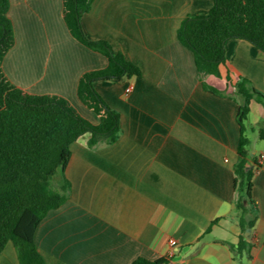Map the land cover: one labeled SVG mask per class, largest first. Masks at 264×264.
I'll use <instances>...</instances> for the list:
<instances>
[{"label": "crops", "instance_id": "crops-1", "mask_svg": "<svg viewBox=\"0 0 264 264\" xmlns=\"http://www.w3.org/2000/svg\"><path fill=\"white\" fill-rule=\"evenodd\" d=\"M212 0H92L81 15L87 38L107 41L140 69L122 81L100 80L94 88L119 114L117 138L71 146L63 175L65 201L36 228L34 242L46 264H133L167 257L171 264H264V160L252 180L256 221L242 232L235 184L242 101L240 78L264 96V52L242 39L225 43L220 76L200 72L192 52L177 38L183 22L203 16ZM63 0H9L14 45L2 69L16 87L67 99L86 120L98 116L78 97V82L103 69L107 58L78 41L62 16ZM228 76V78H227ZM204 84L225 90L222 97ZM132 85L131 91L126 88ZM250 125L260 127L249 145V163L264 153V104L251 100ZM245 135L247 126L245 125ZM243 235L251 257L230 249ZM0 264H19L11 242Z\"/></svg>", "mask_w": 264, "mask_h": 264}, {"label": "trees", "instance_id": "trees-1", "mask_svg": "<svg viewBox=\"0 0 264 264\" xmlns=\"http://www.w3.org/2000/svg\"><path fill=\"white\" fill-rule=\"evenodd\" d=\"M92 0H63L62 16L70 33L91 50L103 54L105 68L85 72L78 82V97L99 118L94 125L82 117L65 98L54 94H32L14 86L2 69L6 52L14 45V32L7 12L9 0H0V255L8 242L18 254L19 264H46L34 242L37 226L66 198V183L56 188L52 180L63 175L70 158L71 144L88 135V145L99 141L113 142L117 138L119 114L99 96L94 82L122 81L139 76L140 69L113 51L104 40L86 37L81 26V15L89 10ZM213 7L203 16L188 17L178 30V40L193 54L200 72L220 76L225 65V43L228 39H242L264 52V0H212ZM228 78V76H227ZM207 91L232 97L225 90L204 84ZM234 94L242 99L238 109L240 139L239 162L235 168V184L240 194L236 207L240 211L239 225L244 232L256 221L252 209L257 205L252 198V180L257 159L249 163V139L244 121L250 111L251 100L264 104L248 79L240 78ZM252 245L241 235L232 253L241 261L250 258ZM133 264H171L169 258L151 261L138 257Z\"/></svg>", "mask_w": 264, "mask_h": 264}, {"label": "rangeland", "instance_id": "rangeland-1", "mask_svg": "<svg viewBox=\"0 0 264 264\" xmlns=\"http://www.w3.org/2000/svg\"><path fill=\"white\" fill-rule=\"evenodd\" d=\"M256 117L255 115H250L248 116V119H246L244 122H245V125L247 126V129H246V136L247 138L250 140V141H254L256 139V137L258 136V130L260 127H256L254 128V132L251 130L252 127H254V125H250L251 123H253L255 121ZM253 144L254 143H251V145H248V149L252 150L253 148ZM255 145V144H254Z\"/></svg>", "mask_w": 264, "mask_h": 264}, {"label": "built area", "instance_id": "built-area-1", "mask_svg": "<svg viewBox=\"0 0 264 264\" xmlns=\"http://www.w3.org/2000/svg\"><path fill=\"white\" fill-rule=\"evenodd\" d=\"M133 88L132 85L128 86L126 88V92H129L131 91ZM264 160V153H262L259 157H258V160H257V163H262ZM178 250V241L174 238L170 239L169 241V249H168V252H167V257L171 258L175 255V252Z\"/></svg>", "mask_w": 264, "mask_h": 264}]
</instances>
